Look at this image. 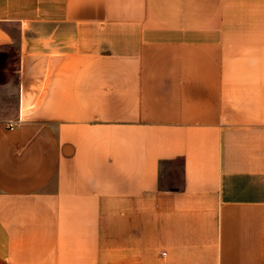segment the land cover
Masks as SVG:
<instances>
[{"label": "crops", "instance_id": "crops-1", "mask_svg": "<svg viewBox=\"0 0 264 264\" xmlns=\"http://www.w3.org/2000/svg\"><path fill=\"white\" fill-rule=\"evenodd\" d=\"M12 50L0 264H264V0H0Z\"/></svg>", "mask_w": 264, "mask_h": 264}, {"label": "rangeland", "instance_id": "rangeland-1", "mask_svg": "<svg viewBox=\"0 0 264 264\" xmlns=\"http://www.w3.org/2000/svg\"><path fill=\"white\" fill-rule=\"evenodd\" d=\"M9 53V51H8ZM16 54L14 50H12L9 54L5 53L3 55H0V70H3L2 73H0V81L5 82L9 79V76L13 73V71L16 68L15 63ZM9 94V93H7ZM6 94V95H7ZM5 103H2V113H12L15 108V97L14 94L7 95L5 97V100L3 99Z\"/></svg>", "mask_w": 264, "mask_h": 264}, {"label": "built area", "instance_id": "built-area-1", "mask_svg": "<svg viewBox=\"0 0 264 264\" xmlns=\"http://www.w3.org/2000/svg\"><path fill=\"white\" fill-rule=\"evenodd\" d=\"M12 127V126H11Z\"/></svg>", "mask_w": 264, "mask_h": 264}]
</instances>
